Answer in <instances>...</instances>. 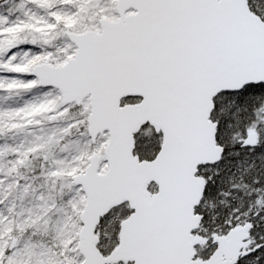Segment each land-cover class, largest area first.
<instances>
[{
	"label": "snow or ice",
	"instance_id": "6c2138e0",
	"mask_svg": "<svg viewBox=\"0 0 264 264\" xmlns=\"http://www.w3.org/2000/svg\"><path fill=\"white\" fill-rule=\"evenodd\" d=\"M0 264H264V0H0Z\"/></svg>",
	"mask_w": 264,
	"mask_h": 264
}]
</instances>
